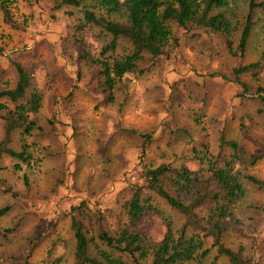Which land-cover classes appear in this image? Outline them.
<instances>
[{
	"label": "rangeland",
	"instance_id": "1",
	"mask_svg": "<svg viewBox=\"0 0 264 264\" xmlns=\"http://www.w3.org/2000/svg\"><path fill=\"white\" fill-rule=\"evenodd\" d=\"M2 1L15 26L5 24L0 11V88L14 86L18 64L31 75L42 103L33 117L40 130L25 139L30 166L15 172L16 161L0 156V211L8 207L0 214V264H72L70 225L78 217L73 207L89 203L83 222L88 238L98 242L96 221L108 232L123 226L122 203L132 188L144 184V168L164 163L207 176L195 155L215 154L221 133L239 146L241 175L264 182V156L249 164L264 143V113L259 112L264 68L238 77L233 73L264 53L262 22L253 28L240 57L230 55L214 34L178 32L179 43L172 44L169 57L142 75L126 76L114 89V101L107 103L99 68L86 57L99 56L109 40L105 34L96 28L78 34L81 15L76 8L54 11L48 0ZM238 4L242 13L245 0ZM237 44L236 36L233 46ZM128 48L120 41L115 53L123 55ZM0 103L6 107L0 111L1 140L3 118L13 106L4 99ZM243 124L255 139L243 135ZM19 138V131L14 132L10 147L16 151ZM243 186L244 199L223 225V243L233 250L243 247L245 264H264V190L244 180ZM143 198L153 210L145 211L136 230L151 243L162 239L164 218L174 229L182 225L183 216L158 196L144 190ZM199 217L200 227L190 233L202 236L207 209ZM204 241L210 247V238ZM214 254L212 250L207 262ZM141 263L150 264V258ZM215 264L228 263L219 259Z\"/></svg>",
	"mask_w": 264,
	"mask_h": 264
},
{
	"label": "trees",
	"instance_id": "2",
	"mask_svg": "<svg viewBox=\"0 0 264 264\" xmlns=\"http://www.w3.org/2000/svg\"><path fill=\"white\" fill-rule=\"evenodd\" d=\"M40 2L42 0H33ZM54 11L64 7L79 10L81 19L76 32L82 34L90 29H99L109 40L102 47L97 58L86 56L99 68L102 77V95L107 103L114 101V89L126 76H139L149 66L158 65L169 57L172 44H178V32L190 29L204 30L220 37L230 55L242 56L253 28L263 23L264 0H245L242 13L239 0H48ZM3 22L15 26L5 1H0ZM238 44L233 46L235 37ZM120 41L128 44V51L118 55L115 50ZM81 44V42L79 43ZM83 44V43H82ZM84 55H87L84 53ZM16 82L11 88H0V100L13 106L3 118V136L0 140V156L16 161L15 172L22 165L30 166L32 156L26 137L32 136L36 127L34 116L38 113L42 96L32 85V77L20 65L14 64ZM264 68V53L254 63L240 65L233 70L236 77L252 70ZM264 92V90H263ZM264 101V99H263ZM0 103V111L5 110ZM259 112L264 113V103ZM244 121V120H243ZM245 137L255 139L249 128L243 124ZM19 131V150L10 147L12 135ZM195 153V150L192 149ZM264 156V143L259 155H252L249 164L254 165ZM195 157L206 166L207 176L200 177L186 167L160 164L141 171L143 185L132 188L129 198L122 203L125 215L123 226L116 231H104L99 221L94 226L96 240L88 238L83 222L89 203L80 201L71 209L78 217L71 218L74 238L72 264H142L150 258V264H215L225 259L228 264H245L244 249L238 246L230 249L223 243L224 223L233 217L246 191L243 180L264 190V182L253 175H241L243 155L237 142L228 140L221 133L215 154L203 153ZM24 185L28 180L23 176ZM147 190L183 216L182 225L174 229L172 221L164 218L165 233L157 243L138 233L137 223L146 210L149 199L143 198ZM10 192L9 189L5 190ZM12 196H17L12 192ZM207 209L206 226L201 227L202 236L190 233L200 227L199 211ZM8 210L0 211L3 214ZM210 238V247L205 246ZM93 248V249H92ZM214 250L212 262H207ZM24 264H31L25 262Z\"/></svg>",
	"mask_w": 264,
	"mask_h": 264
}]
</instances>
